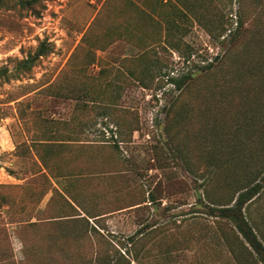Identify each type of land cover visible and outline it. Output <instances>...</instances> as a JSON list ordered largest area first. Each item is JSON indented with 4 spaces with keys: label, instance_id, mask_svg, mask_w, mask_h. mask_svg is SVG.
I'll use <instances>...</instances> for the list:
<instances>
[{
    "label": "rangeland",
    "instance_id": "374dc122",
    "mask_svg": "<svg viewBox=\"0 0 264 264\" xmlns=\"http://www.w3.org/2000/svg\"><path fill=\"white\" fill-rule=\"evenodd\" d=\"M207 2L176 49L149 0H0V264H262L215 214L264 171V0ZM243 213L264 244V187Z\"/></svg>",
    "mask_w": 264,
    "mask_h": 264
},
{
    "label": "trees",
    "instance_id": "16d2710c",
    "mask_svg": "<svg viewBox=\"0 0 264 264\" xmlns=\"http://www.w3.org/2000/svg\"><path fill=\"white\" fill-rule=\"evenodd\" d=\"M39 0H28L29 4H35ZM131 4L132 2L129 1ZM134 3V2H133ZM207 0H149L148 10H145L135 7L132 9L134 11V16L131 21L134 25H138L141 27L145 24H148V21L152 22V24L156 26L164 25L165 30H167L168 36H170L169 45L178 49V35L182 34L184 31L183 23L186 21H190V19H196L199 23H201L204 27L207 28L208 32H211L212 27L209 24L207 18L199 13V9L205 8L207 5ZM136 6V4L134 3ZM140 12L141 16L139 15ZM201 12V11H200ZM153 13L156 15L157 18L153 16ZM235 27L232 29L230 34V42L237 40L243 32V28L241 26V21L239 18L235 20ZM150 25V24H149ZM217 25V26H216ZM216 29H219L216 36H220L224 28L222 23L216 24ZM213 26V27H215ZM91 30L89 28L84 32L82 36V42L84 43H91V36L89 35ZM117 34L123 38L135 39V41H139L143 43L145 46H149V42L147 40L141 38L139 35L132 34L129 29L125 26H122L121 29H118ZM176 36V38H173ZM85 48V47H84ZM50 51L49 43L46 40H41L38 45L36 46L33 53L28 54L25 58L19 60L17 69L22 70H29L34 63L38 60V58L42 55H45L47 52ZM217 57V56H216ZM95 60V53L92 52L91 46L85 48L84 51V60H83V68L84 65L93 64ZM214 64L211 61L204 62L200 65L198 70L204 72L209 70ZM82 71V69H79ZM193 77V74H180L178 76H169L170 82H172L176 87L181 88L184 85L188 84L190 79ZM49 87V86H48ZM47 87V88H48ZM41 161L46 165L47 158L45 156H40ZM264 187V171L260 176L259 180H257L254 184L249 186L248 188L243 189L240 191L233 204L220 206L217 208L216 216L227 219L233 223L236 227L237 231L241 234L244 240L248 243L254 253L258 256L259 261L264 264V244L263 242L256 236L252 226L249 224L247 218L244 216L243 207L244 204L249 201L256 193L259 192L260 189ZM141 230H136L133 233L127 235L125 237L126 243L131 246L133 245L137 239L139 238V234ZM125 249L126 244L124 245ZM118 259H124V256L119 253ZM99 262V261H98ZM100 264H107L106 258L100 259ZM128 262L116 263V264H126Z\"/></svg>",
    "mask_w": 264,
    "mask_h": 264
}]
</instances>
